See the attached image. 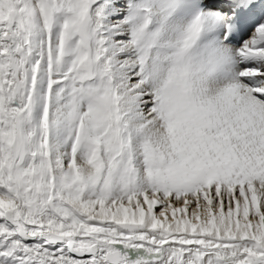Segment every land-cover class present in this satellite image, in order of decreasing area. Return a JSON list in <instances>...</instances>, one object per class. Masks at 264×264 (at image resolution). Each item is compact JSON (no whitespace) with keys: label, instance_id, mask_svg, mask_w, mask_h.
<instances>
[{"label":"snow or ice","instance_id":"6c2138e0","mask_svg":"<svg viewBox=\"0 0 264 264\" xmlns=\"http://www.w3.org/2000/svg\"><path fill=\"white\" fill-rule=\"evenodd\" d=\"M0 264H264V0H0Z\"/></svg>","mask_w":264,"mask_h":264}]
</instances>
